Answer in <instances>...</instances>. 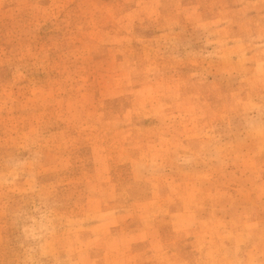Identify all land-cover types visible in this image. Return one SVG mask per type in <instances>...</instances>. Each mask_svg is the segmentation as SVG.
I'll use <instances>...</instances> for the list:
<instances>
[{
	"label": "rangeland",
	"instance_id": "1",
	"mask_svg": "<svg viewBox=\"0 0 264 264\" xmlns=\"http://www.w3.org/2000/svg\"><path fill=\"white\" fill-rule=\"evenodd\" d=\"M0 264H264V0H0Z\"/></svg>",
	"mask_w": 264,
	"mask_h": 264
}]
</instances>
